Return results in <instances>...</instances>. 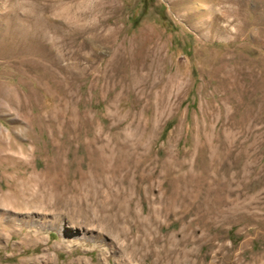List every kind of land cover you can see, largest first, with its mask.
Listing matches in <instances>:
<instances>
[{
  "label": "rangeland",
  "instance_id": "rangeland-1",
  "mask_svg": "<svg viewBox=\"0 0 264 264\" xmlns=\"http://www.w3.org/2000/svg\"><path fill=\"white\" fill-rule=\"evenodd\" d=\"M0 228V264H264V0H0Z\"/></svg>",
  "mask_w": 264,
  "mask_h": 264
},
{
  "label": "bare ground",
  "instance_id": "bare-ground-1",
  "mask_svg": "<svg viewBox=\"0 0 264 264\" xmlns=\"http://www.w3.org/2000/svg\"><path fill=\"white\" fill-rule=\"evenodd\" d=\"M16 194H18V193H14V192H10V194H6V196H5V202H6V205L7 206H13V207H16V206H18V207H21V208H24L25 210L27 209V208H32L33 207V205L35 204L34 202L33 203H30V204H28V205H20L19 204V202L18 201H14L15 200V198L17 197V195ZM42 201V200H41ZM37 202V201H36ZM46 202V201H45ZM39 203V202H38ZM44 203V202H43ZM51 203V202H50ZM33 204V205H32ZM48 204V203H47ZM46 207V206H45ZM48 207H50V206H48ZM48 207H47V209H48ZM52 208V207H51ZM51 208H49V209H51ZM15 209V208H14ZM45 211V210H44ZM1 229V228H0ZM37 231V230H36ZM84 232V231H83ZM86 234H87V231H86ZM50 249H49V247H48V249L47 250H45V258H46V260H50V254L48 253V251H49ZM34 262H38L39 264L41 263V262H43L44 263V261L43 260H40V259H38V258H36L35 260H34ZM45 264H48V263H46L45 262ZM215 264V263H214Z\"/></svg>",
  "mask_w": 264,
  "mask_h": 264
},
{
  "label": "trees",
  "instance_id": "trees-1",
  "mask_svg": "<svg viewBox=\"0 0 264 264\" xmlns=\"http://www.w3.org/2000/svg\"><path fill=\"white\" fill-rule=\"evenodd\" d=\"M135 24H136V26L138 25V22L137 21H135Z\"/></svg>",
  "mask_w": 264,
  "mask_h": 264
}]
</instances>
